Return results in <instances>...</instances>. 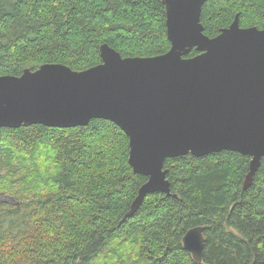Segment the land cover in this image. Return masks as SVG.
Masks as SVG:
<instances>
[{
	"label": "trees",
	"instance_id": "obj_1",
	"mask_svg": "<svg viewBox=\"0 0 264 264\" xmlns=\"http://www.w3.org/2000/svg\"><path fill=\"white\" fill-rule=\"evenodd\" d=\"M237 13L242 26L264 28V0H207L205 33ZM103 43L123 56L167 52L163 1L0 0V75L46 62L86 69L102 61ZM129 155V136L108 119L0 128V264H264V158L244 188L249 155L169 157L173 194L150 193L127 216L148 179ZM199 225L200 263L183 245Z\"/></svg>",
	"mask_w": 264,
	"mask_h": 264
},
{
	"label": "water",
	"instance_id": "obj_2",
	"mask_svg": "<svg viewBox=\"0 0 264 264\" xmlns=\"http://www.w3.org/2000/svg\"><path fill=\"white\" fill-rule=\"evenodd\" d=\"M170 49L155 56H123L108 43L102 61L86 69L61 62L0 75V128L33 124L86 126L115 122L129 136V162L147 181L127 216L149 193L173 194L166 159L224 150L251 157L244 188L264 158V28L242 26L239 13L216 36L205 33L207 0H162ZM196 48L199 53L188 54ZM204 226L183 244L203 262Z\"/></svg>",
	"mask_w": 264,
	"mask_h": 264
},
{
	"label": "rangeland",
	"instance_id": "obj_3",
	"mask_svg": "<svg viewBox=\"0 0 264 264\" xmlns=\"http://www.w3.org/2000/svg\"><path fill=\"white\" fill-rule=\"evenodd\" d=\"M1 199H7V200H11L12 198L10 196H1Z\"/></svg>",
	"mask_w": 264,
	"mask_h": 264
},
{
	"label": "bare ground",
	"instance_id": "obj_4",
	"mask_svg": "<svg viewBox=\"0 0 264 264\" xmlns=\"http://www.w3.org/2000/svg\"><path fill=\"white\" fill-rule=\"evenodd\" d=\"M139 189H140V188H139ZM138 193H139V191H138ZM149 194H150V193H149ZM137 195H138V194H137ZM136 197H137V196H136ZM135 199H136V198H135ZM135 199H134V200H135ZM134 200H133V201H134ZM132 203H133V202H132ZM131 206H132V204H131ZM130 210H131V209H130ZM183 245H184V244H183Z\"/></svg>",
	"mask_w": 264,
	"mask_h": 264
}]
</instances>
